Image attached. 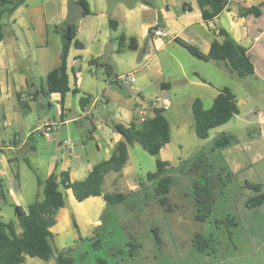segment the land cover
I'll list each match as a JSON object with an SVG mask.
<instances>
[{
    "label": "crops",
    "instance_id": "crops-1",
    "mask_svg": "<svg viewBox=\"0 0 264 264\" xmlns=\"http://www.w3.org/2000/svg\"><path fill=\"white\" fill-rule=\"evenodd\" d=\"M85 1L89 13L82 14L75 22L74 41L81 43L82 48H76L72 41L67 56L68 84L79 93L68 92L64 97L58 93L46 95L45 79L60 65L62 40L55 27L66 22L67 0H23L13 10L9 3L0 4V220L12 222L17 234L21 233V228L15 207L26 210L41 199L38 180L63 173L70 182L85 179L95 165L111 157L114 146L122 141L114 129L116 124L139 123L151 116L152 108L163 106H167L164 116L165 111L175 105L180 112L186 108L192 113L191 106L197 98L204 109H207L205 106L209 109L223 87L235 95L240 113V105L247 100L242 79L253 77L255 86H264V6L258 18L238 15L239 5L257 6L263 0H226L223 11L211 21L202 19L196 0ZM158 29L162 34L156 36L154 31ZM220 29L253 53L254 73L238 78L224 61H203L208 68L187 61L193 67L189 77L179 59L178 47L182 46L175 40L185 41L207 54L213 40L222 42L223 37L218 35ZM130 38L136 40L135 50L127 48ZM91 60H98L99 65H111L117 78L105 75L102 67L91 66ZM127 74H132L135 80L122 85L118 77ZM175 84L181 87L175 88ZM188 86L192 87L191 92ZM116 87L123 88L127 96L119 93ZM185 89L189 92L186 100L174 102L171 93L175 98V91ZM74 95L79 101L82 97L89 98L83 107L79 103L81 114L72 112L70 102ZM110 103H113L112 112L94 122L91 110ZM56 104L61 106V115L57 114ZM166 119L171 138L156 159L169 162L173 168L172 156L165 154L173 137L171 124ZM44 122H59L50 140L36 131ZM174 125L182 136L181 126ZM64 141L68 142L65 147ZM130 149L129 146L124 168L104 177V193L135 195L142 190L139 175L130 163ZM180 161L178 157L177 162ZM260 180L261 183L245 182L261 185L264 192V177ZM59 189L64 205L56 214V223L49 229V243L50 246L54 242L62 244L73 227V244L64 243L59 248V251L68 248L72 251L78 240L95 238L97 229L104 224L106 202L102 197L78 202L70 190ZM248 190V195L234 204L235 217L228 216L224 220L232 222L228 230L230 237L232 229L243 227L247 242L258 251L254 255L257 264H264V250L259 251L264 248V239L255 240V236L248 233L252 228L260 230L259 218L256 220L251 213L264 209V202L247 207L246 202L260 194ZM23 264L56 263L54 258L43 261L26 257Z\"/></svg>",
    "mask_w": 264,
    "mask_h": 264
},
{
    "label": "rangeland",
    "instance_id": "rangeland-1",
    "mask_svg": "<svg viewBox=\"0 0 264 264\" xmlns=\"http://www.w3.org/2000/svg\"><path fill=\"white\" fill-rule=\"evenodd\" d=\"M178 48L181 52L179 59L189 77L193 67L187 61L208 68L203 61L193 58L182 47ZM252 79L247 77L241 81L247 100L240 105V113L222 127L211 130L208 139L196 136L190 110L185 108L180 112V108L177 110L175 105L165 111L173 131L171 144L165 151L174 162L173 169L168 172L171 184L167 198L173 209L171 212L160 207L157 202L154 188L158 180L147 179V174L156 170V157L147 154L139 145L130 146V163L139 175L142 190L129 195L124 203L107 209L103 217L104 224L97 229L95 238H84L81 242L78 240L70 253L74 264H97L98 258H104L108 264H257L254 255L258 251L247 242L243 227L232 229L230 237V229L219 222L225 221L228 216L235 217L234 204L250 192L244 188V182L261 183L260 179L264 177V123H260L258 118L264 115V86H255ZM173 86L181 87L180 84ZM187 88L189 92L192 91V87ZM116 90L127 96L123 88ZM189 92L186 89L175 91L176 97L171 93V98L174 102L180 99L184 101ZM70 103L72 112L79 111L81 114L76 95L71 97ZM112 107L113 103H110L109 106L100 104L99 108L92 109L93 121L107 116L112 112ZM205 107L208 109V106ZM82 122L86 123V120L82 119ZM176 123L181 126L182 136L175 129ZM222 134L230 137L231 145L213 149V140ZM178 157L180 162H177ZM198 164L200 167L196 168ZM227 172H230V181H227ZM221 179L225 187L219 186ZM210 180L216 186V203L209 220L201 223L194 218L197 209L192 197L193 185ZM255 213H251V216L256 220L259 218L260 230L252 228L248 233L255 236V240L264 239V209ZM154 229L160 236L159 245L154 239ZM71 230L62 244H73L75 230L73 227ZM196 233L212 237L211 248L207 253H200L192 247L191 240ZM97 238L101 241L100 247L93 246ZM62 244H51L52 258ZM131 244H137L138 249L133 250ZM262 248L259 251L264 250Z\"/></svg>",
    "mask_w": 264,
    "mask_h": 264
},
{
    "label": "trees",
    "instance_id": "trees-1",
    "mask_svg": "<svg viewBox=\"0 0 264 264\" xmlns=\"http://www.w3.org/2000/svg\"><path fill=\"white\" fill-rule=\"evenodd\" d=\"M23 0H0V4H11L10 10L15 9ZM200 9L202 19L211 21L218 16L225 8L226 0H196ZM83 7V14L89 13L88 4L85 0H78ZM264 0L257 6L244 7L238 6V15L240 17L252 16L258 18L262 15ZM112 27L115 28L113 22ZM55 30L61 36L62 45L60 52L59 67L51 70L45 79L46 95L58 93L64 97L68 92L79 93L77 88L70 89L67 74V56L70 45L76 36V24L64 22L56 26ZM218 35L223 37L222 42L213 40L207 54L202 53L191 44L176 39L175 41L182 46L192 57L201 61L221 60L229 67L232 74L238 78H244L252 75L255 71V57L253 53L234 41L231 36L223 29L218 31ZM1 39V35H0ZM124 40V38H121ZM74 46L82 48V44L74 41ZM130 50L137 48L136 40L129 39L127 46ZM90 65L104 68L105 75L114 77L113 67L109 64H100L98 60H91ZM168 87V84L165 85ZM89 98H80V105L83 107ZM192 117L194 120L195 134L199 139H207L209 131L220 127L229 122L239 113L237 101L232 91L223 87L218 90L212 106L204 109L200 99H195L191 106ZM163 108H152L151 116L139 123H131L128 126L116 124L114 129L122 137L112 151L111 157L95 165L87 177L81 181L70 182L66 173L56 176L50 175L44 181L38 180L41 188V199L27 206L26 210L15 207V213L21 233L17 234L14 224L4 223L0 220V264H23L26 257L39 258L43 261H49L53 257L52 248L49 243L51 237L50 228L56 223V214L64 205V197L60 187L70 190L75 200L81 202L89 197H102L106 202V211L111 206L124 203L129 194L123 193H104L102 184L104 177L110 172H120L127 163L128 147L134 144L139 145L150 156H158L162 147L170 142V127L164 116ZM230 137L222 134L213 140V149L226 148L230 146ZM198 163V162H197ZM202 163V161L200 162ZM200 167L198 164L196 168ZM173 169L169 162L156 159V170L147 174V179L158 180L154 188L157 202L166 211L171 212L172 206L168 202L167 195L170 190L171 177L168 172ZM220 177V174L218 175ZM217 176V177H218ZM227 181H230V172H227ZM17 178V175H15ZM225 182L219 183V186L225 187ZM244 187L260 193L256 197L246 202L247 207H255L264 202V192L259 184L245 182ZM215 184L213 181L205 183H195L193 185L192 197L197 209L194 216L195 220L201 223L207 222L212 214L216 203ZM228 228L232 223L230 220L219 221ZM154 239L157 245L160 244V236L156 229L153 230ZM230 236V234H229ZM212 237H204L201 233H196L192 240V247L200 252L207 253L211 248ZM100 239L97 238L93 246L100 247ZM133 250L138 249L137 244H131ZM213 250V249H212ZM71 250L59 251L54 257L56 264H74L70 256ZM132 255V254H131ZM97 264H108L104 258H98Z\"/></svg>",
    "mask_w": 264,
    "mask_h": 264
},
{
    "label": "built area",
    "instance_id": "built-area-1",
    "mask_svg": "<svg viewBox=\"0 0 264 264\" xmlns=\"http://www.w3.org/2000/svg\"><path fill=\"white\" fill-rule=\"evenodd\" d=\"M162 34L161 30H155L154 35L159 36ZM134 77L132 74H127L123 76L118 77V81L124 85L134 82ZM163 109H167V106H163ZM56 111L58 115H61V106L59 104H56ZM259 122L264 123V115H259ZM59 122H44L36 131L43 136L46 139H52L53 135L56 133L58 128ZM64 147L68 145L67 141L63 142Z\"/></svg>",
    "mask_w": 264,
    "mask_h": 264
},
{
    "label": "water",
    "instance_id": "water-1",
    "mask_svg": "<svg viewBox=\"0 0 264 264\" xmlns=\"http://www.w3.org/2000/svg\"><path fill=\"white\" fill-rule=\"evenodd\" d=\"M83 14V7L75 0H67V15L65 21L67 23H75ZM16 182L14 183V189L16 190Z\"/></svg>",
    "mask_w": 264,
    "mask_h": 264
}]
</instances>
